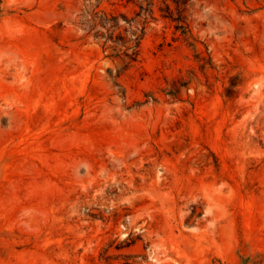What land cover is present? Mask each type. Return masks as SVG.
Wrapping results in <instances>:
<instances>
[{
	"label": "rangeland",
	"instance_id": "1",
	"mask_svg": "<svg viewBox=\"0 0 264 264\" xmlns=\"http://www.w3.org/2000/svg\"><path fill=\"white\" fill-rule=\"evenodd\" d=\"M168 1L1 0L0 264H264V0Z\"/></svg>",
	"mask_w": 264,
	"mask_h": 264
},
{
	"label": "trees",
	"instance_id": "2",
	"mask_svg": "<svg viewBox=\"0 0 264 264\" xmlns=\"http://www.w3.org/2000/svg\"><path fill=\"white\" fill-rule=\"evenodd\" d=\"M158 1L160 0H138L140 9L136 11V16L137 17L142 16L144 18L143 23H146L148 21V15L150 16V18H155L154 7L155 5L158 4ZM170 1L175 4L176 9L179 8V5L181 3L186 2V0H170ZM162 2L164 3V7H165L164 9H166V12L163 13L162 15L164 17H168L172 20L178 21L176 27L181 25L185 27L188 31L189 30L188 24L180 16L174 15L173 10L171 8V3L168 0H162ZM158 7L161 10L163 9V6L161 5H158ZM0 12H1V8H0ZM97 25L106 27L107 31L109 32L110 29L118 26L117 17L116 15L110 14L106 11H102L101 13H98V11H96L89 20V26L90 29H93ZM144 27L145 25L143 26V29ZM128 32L130 33V36L118 34L117 36L119 37L120 40L118 41L114 39V41H117L118 44L124 46L123 49L125 56H127L131 61V60H136L138 58L140 52V40L142 38V34H139L137 29H131L128 30ZM142 32L144 33V30H142ZM97 35L105 36L106 39H108L109 37H113L112 33H108L107 36L104 34V32H99Z\"/></svg>",
	"mask_w": 264,
	"mask_h": 264
}]
</instances>
